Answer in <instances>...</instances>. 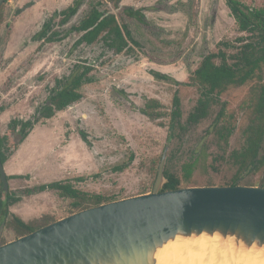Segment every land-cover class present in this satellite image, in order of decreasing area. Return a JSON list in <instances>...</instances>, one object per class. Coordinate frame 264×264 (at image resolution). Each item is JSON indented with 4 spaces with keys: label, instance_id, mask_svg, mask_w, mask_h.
Returning <instances> with one entry per match:
<instances>
[{
    "label": "rangeland",
    "instance_id": "1",
    "mask_svg": "<svg viewBox=\"0 0 264 264\" xmlns=\"http://www.w3.org/2000/svg\"><path fill=\"white\" fill-rule=\"evenodd\" d=\"M72 1L2 3L0 105L4 110L0 113V131L7 137L4 166L10 175L25 176L9 180L8 192L22 198L10 207L11 211L24 220L44 213L60 219L76 212L74 199L61 197L56 190L28 192L54 181H67L82 191L116 200L150 192L167 146L165 171L177 175L181 187L229 185L237 173L230 155L242 147L244 130L253 120L259 88L264 84V66L246 84L223 92L221 102L213 104L209 115L197 124L186 123L200 97L197 85L175 83V79L189 83V74L205 55L217 51L219 41L238 44L236 39L245 35L238 30L226 0H121L118 8L106 0L99 8L115 13L140 42L132 51L120 54L102 40L74 46L80 34L71 27L99 0H85L64 25L56 18L60 40L34 38L56 10L65 9ZM241 1L264 7V0ZM125 6L141 9L143 20L128 16ZM77 62L93 67L95 80L83 86V98L52 118L35 121L24 141L16 144L10 122L37 116L55 79L69 74ZM152 71L169 75L170 80L156 78ZM176 91L182 117L172 122ZM148 98L163 104L164 117L150 120L141 112ZM221 108L223 114L216 127L214 121ZM223 125L233 129L227 141L217 132ZM80 129L87 133L89 142L83 139ZM124 163L129 164L115 170ZM186 164L190 171L186 172ZM263 177V172L250 174L240 184L263 186ZM6 192L0 181L2 198ZM10 219L4 224L1 242L17 237L8 225Z\"/></svg>",
    "mask_w": 264,
    "mask_h": 264
},
{
    "label": "trees",
    "instance_id": "2",
    "mask_svg": "<svg viewBox=\"0 0 264 264\" xmlns=\"http://www.w3.org/2000/svg\"><path fill=\"white\" fill-rule=\"evenodd\" d=\"M84 1L73 0L65 9L56 10L43 23L41 29L34 35V38L46 42L60 40L62 35L58 29H55L56 18H59L58 22L60 25L68 23L78 13ZM105 1L99 0L96 2L79 23L71 27V31L80 34L74 46L77 47L83 43L93 44L98 40H102L117 54L132 51L133 48L140 46V42L133 37L131 30L121 18L113 12L99 8ZM110 1L118 8L121 0ZM226 4L237 23L238 30L245 33V35L236 39L238 44L228 40L219 41L217 51L205 55L199 66L189 74V83L175 79V83L178 85H197L200 91L197 104L187 116V124H197L206 118L212 105L221 102L220 96L223 92L231 86L239 87L246 84L264 66V7H253L241 0H226ZM124 12L128 16H138L142 20L144 18L141 9L135 10L131 6H125ZM2 17L3 6L1 4L0 22ZM92 70V65L86 62L75 63L69 74L55 79L54 85L49 89L45 102L37 109V116L26 121L13 119L10 122V128L16 129L20 125V130L26 138L33 128L35 121L52 118L58 111H63L68 106L81 100L83 98L81 91L83 86L95 80L94 76L91 75ZM152 73L156 78L170 80L169 75L157 71H152ZM162 109L163 104L158 99L148 98L140 110L150 120H158L164 117ZM2 110H4V107L0 105V113ZM170 114L172 122L179 121L182 117L181 99L177 91L172 98V110ZM222 114L223 110L221 108L214 121V126H218L217 122L221 119ZM179 124L180 128L184 129L181 122ZM232 130L228 125H223L217 129V132L221 138L227 141ZM79 132L83 139L89 142L87 133L83 129H80ZM6 141L7 137L2 135L0 131V157L3 163L7 159V154L5 153ZM132 159L133 155L130 156V161ZM230 160L237 168V173L232 177L229 185L240 184L250 174L264 173V84L259 88L258 98L254 106L253 120L244 130V143L241 148L232 151ZM127 164L129 163L118 165L115 167V170H123ZM185 169L186 172L190 171L189 164H186ZM13 177L22 178L25 176L14 174ZM165 177L166 182L162 190H173L181 187L180 178L174 173L165 171ZM261 185H264V177ZM45 190H56L61 197L73 198L72 205L77 211L116 200V198H106L99 193L93 194L82 191L67 181L43 183L28 191L33 193ZM19 200H21V197L15 194L5 193L3 198L0 194V225L11 216L8 225L13 228L17 237L56 220L49 213H44L42 216L29 221H25L17 214H12L9 206Z\"/></svg>",
    "mask_w": 264,
    "mask_h": 264
},
{
    "label": "water",
    "instance_id": "3",
    "mask_svg": "<svg viewBox=\"0 0 264 264\" xmlns=\"http://www.w3.org/2000/svg\"><path fill=\"white\" fill-rule=\"evenodd\" d=\"M12 135L18 145L25 139ZM167 150L152 191L78 210L0 244V264H156L157 250L178 235L218 233L264 246V185L162 190ZM0 176L7 191L1 158Z\"/></svg>",
    "mask_w": 264,
    "mask_h": 264
},
{
    "label": "bare ground",
    "instance_id": "4",
    "mask_svg": "<svg viewBox=\"0 0 264 264\" xmlns=\"http://www.w3.org/2000/svg\"><path fill=\"white\" fill-rule=\"evenodd\" d=\"M156 260V264H264V246H247L218 233L178 235L157 250Z\"/></svg>",
    "mask_w": 264,
    "mask_h": 264
},
{
    "label": "flooded vegetation",
    "instance_id": "5",
    "mask_svg": "<svg viewBox=\"0 0 264 264\" xmlns=\"http://www.w3.org/2000/svg\"><path fill=\"white\" fill-rule=\"evenodd\" d=\"M60 11V10H59ZM3 111V110H2ZM26 121V120H25ZM19 127H17V128H19V130L17 131V132H21V130H20V125H18ZM16 128V129H17ZM11 129V128H10ZM16 129H12V131L14 132ZM24 138H25V136H24ZM24 141V140H23ZM6 148V147H5ZM5 153H6V151H5ZM1 158V157H0ZM7 160V159H6ZM2 161V160H1ZM6 162V161H5ZM3 163V162H2ZM3 165H4V163H3ZM4 168H5V166H4ZM6 170V169H5ZM6 173H7V171H6ZM13 175L14 174H8L7 173V179H8V186H9V180L10 179H15V177H13ZM8 177H10V178H8ZM0 179H1V176H0ZM1 189L4 191V189H3V185H2V180H1ZM8 189H9V187H8ZM29 192V191H28ZM6 193H10V194H15V193H12V192H8V190H7V192ZM30 193V192H29ZM16 195V194H15ZM16 196H18V195H16ZM18 197H20V196H18ZM22 199V198H21ZM20 201V200H19ZM19 201H17V202H19ZM17 202H15V203H17ZM14 203V204H15ZM13 205V204H12ZM12 205H10L9 206V210H10V212L12 213V214H17V213H13L12 211H11V209H10V207L12 206ZM18 215V214H17ZM21 217V216H20ZM22 218V217H21ZM23 219V218H22ZM7 220H8V218L5 220V221H3L2 223H1V225H0V231H1V228H2V225H3V229H4V224L7 222ZM3 231V230H2ZM1 234H2V232L0 233V237H1ZM5 243V242H4ZM0 244H3L1 241H0Z\"/></svg>",
    "mask_w": 264,
    "mask_h": 264
},
{
    "label": "crops",
    "instance_id": "6",
    "mask_svg": "<svg viewBox=\"0 0 264 264\" xmlns=\"http://www.w3.org/2000/svg\"><path fill=\"white\" fill-rule=\"evenodd\" d=\"M18 215H19V214H18ZM42 215H43V214H42ZM42 215H41V216H42ZM19 216H21V215H19ZM35 218H38V217H35ZM33 219H34V218H33ZM30 220H32V219H30ZM25 221H29V220H25Z\"/></svg>",
    "mask_w": 264,
    "mask_h": 264
}]
</instances>
